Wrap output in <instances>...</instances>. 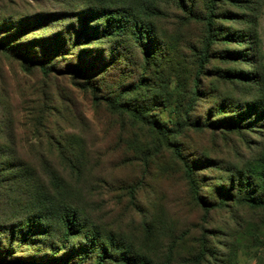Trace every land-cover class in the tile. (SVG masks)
<instances>
[{"label":"rangeland","instance_id":"obj_1","mask_svg":"<svg viewBox=\"0 0 264 264\" xmlns=\"http://www.w3.org/2000/svg\"><path fill=\"white\" fill-rule=\"evenodd\" d=\"M161 8L139 41L133 23L105 33L93 0H0V264H191L204 238L203 264H264V210L245 202L264 193L246 187L264 152V0H218L197 96L205 24ZM38 198L81 229L27 234Z\"/></svg>","mask_w":264,"mask_h":264},{"label":"trees","instance_id":"obj_2","mask_svg":"<svg viewBox=\"0 0 264 264\" xmlns=\"http://www.w3.org/2000/svg\"><path fill=\"white\" fill-rule=\"evenodd\" d=\"M169 0H93L94 6L99 8L100 17L105 20V24L108 29H105V33H111L112 35L120 34L125 32L126 25L129 23H133V26H137L139 30L134 33V37L137 40H141L147 34L148 39L149 35L154 33V24L152 23L153 19L158 18L160 14L163 12L161 8V4L168 2ZM175 2V6L181 9L183 12L187 14V22L190 21H202L205 24L206 28V37L203 41V48L199 51V61L197 66V74L195 77V96L199 95L198 86L200 83L201 75L204 73L207 63L210 59V52L213 44L217 41L218 37L215 33V19L217 18L216 15V7L218 0H208L207 11L205 14L198 12L195 10V6L190 0H173ZM141 27V28H140ZM151 41V40H150ZM4 50H7L5 45H1ZM146 56L151 59L149 49H145ZM52 69V68H49ZM262 72L264 74V67L262 68ZM242 78V77H241ZM115 98H118L116 96ZM260 109L262 107V117L264 118V101L260 104ZM252 107V106H249ZM255 110V109H253ZM242 125L239 122L238 127ZM159 132L164 137H168V135L173 132L174 130L168 127L167 124L161 123L158 125ZM177 155L182 159L186 166V171L189 176L191 177V167L189 166L188 162L177 152ZM256 170L252 175H248L246 181L248 180L249 184H246V187L250 186L252 180L255 182V179H259L260 181L264 182V152L257 160V165L255 166ZM255 178V179H254ZM243 184V183H242ZM234 195L230 192H223L221 193V202L218 206H223V204L227 201V199H234ZM53 199V198H52ZM200 200H202L200 198ZM245 202L248 203L249 206L254 208H259L264 210V193L256 196L250 194L247 198H245ZM202 204L208 209H214L217 204L214 202H209L206 200L201 201ZM37 210H41L39 214L36 216H32L31 218H26L24 220L25 226L28 227L27 234L37 233L36 230H41L39 233H48L51 228V219H54L57 224L61 225L62 228L67 236H74V232H78V229L81 227L75 226L76 221V209H72L68 206L59 205L56 201L49 202L45 200V198H38L37 205L34 207ZM83 224V223H82ZM50 227V228H49ZM51 230H53L51 228ZM248 253H252L253 250L258 248V245L253 242L252 245H248ZM212 250L208 246V239L204 238L201 242L199 250L193 254L190 258L191 264H203L207 261V256L212 255ZM255 255L258 253L255 252ZM106 256L105 253L103 255H99L95 259V264H102L105 260ZM23 264H31L28 262H23Z\"/></svg>","mask_w":264,"mask_h":264}]
</instances>
